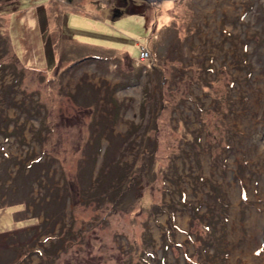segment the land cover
<instances>
[{
    "label": "rangeland",
    "instance_id": "rangeland-1",
    "mask_svg": "<svg viewBox=\"0 0 264 264\" xmlns=\"http://www.w3.org/2000/svg\"><path fill=\"white\" fill-rule=\"evenodd\" d=\"M0 22V264H264V0H0Z\"/></svg>",
    "mask_w": 264,
    "mask_h": 264
},
{
    "label": "trees",
    "instance_id": "trees-1",
    "mask_svg": "<svg viewBox=\"0 0 264 264\" xmlns=\"http://www.w3.org/2000/svg\"><path fill=\"white\" fill-rule=\"evenodd\" d=\"M2 22H0V27H2ZM8 48V46L5 44L4 46H3V49H4V51H7V50H9V49H7ZM7 53V52H6ZM13 57H15L14 55H13ZM14 59V58H13ZM15 60V59H14ZM148 67H154V65H151V64H149V66ZM16 75V74H15ZM192 78V75L191 74H186V79L187 80H189V78ZM197 77V79L195 80L196 82H197V85H199V92L201 93V95H208L212 100H216L217 102H218V95H217V93H214V96L212 97L211 96V94L206 90V88L208 87L207 86V84L210 86H212L213 85V83H214V81H215V79L213 78V79H204V80H202V78L199 76H196ZM187 80H185V84L187 85V83H188V81ZM161 86H162V84H160ZM160 87V86H159ZM202 116H203V112L202 111H198V113H197V118H198V121H199V124H201V122H202ZM155 120H156V117L154 116L153 117V124H155ZM198 145H200V137H199V139H198ZM38 161H33V162H31V163H33L32 165H37V166H40V168L41 169H43V166L42 165H44V164H40V163H37ZM31 163H29V164H27L26 166H24L26 169H29L28 170V172L27 173H29V172H31V171H35V172H37V175L39 174V172H40V169L39 168H34V169H31L32 168V165H31ZM36 175V176H37ZM103 176V175H102ZM15 177L14 176H12L11 178H10V180L11 179H14ZM104 183V182H103ZM215 191L218 193V189H217V187L215 188ZM15 202H22V201H15ZM15 202H12V203H15ZM23 203V202H22ZM9 204H11V202L10 203H7V204H4L3 205V207H6L7 205H9ZM216 204H217V202H215V201H211L210 202V204H209V206H211L209 209H208V211L209 212H202V213H199V214H197V212H193L192 214V216H193V222H194V224H195V226H197L195 229H196V233H195V241L198 243L197 244V248H201L202 249V247L204 246V240H205V237H204V235H206L207 234V232L210 230V223H206L205 225L204 224H202L201 222H200V220L199 219H201V217H206V218H210L213 214H211V212L215 209V208H218V206L216 207ZM25 205V204H24ZM40 207H42V205L40 206ZM43 211V210H42ZM26 219L27 220H32V221H36L37 219L35 218V216H33V215H31V216H29V218L28 217H26ZM26 220V221H27ZM202 226H205V227H203L202 228ZM200 228H201V231H200ZM56 239V238H55ZM194 242V241H193ZM196 264H204V262H202V263H200V262H197Z\"/></svg>",
    "mask_w": 264,
    "mask_h": 264
},
{
    "label": "built area",
    "instance_id": "built-area-1",
    "mask_svg": "<svg viewBox=\"0 0 264 264\" xmlns=\"http://www.w3.org/2000/svg\"><path fill=\"white\" fill-rule=\"evenodd\" d=\"M148 57H149V55H148L147 49L143 46H139L136 59L139 61H144V60L148 59Z\"/></svg>",
    "mask_w": 264,
    "mask_h": 264
},
{
    "label": "crops",
    "instance_id": "crops-1",
    "mask_svg": "<svg viewBox=\"0 0 264 264\" xmlns=\"http://www.w3.org/2000/svg\"><path fill=\"white\" fill-rule=\"evenodd\" d=\"M47 33L49 34V29H48ZM139 46H140V45H139ZM43 70H45V69H43Z\"/></svg>",
    "mask_w": 264,
    "mask_h": 264
}]
</instances>
